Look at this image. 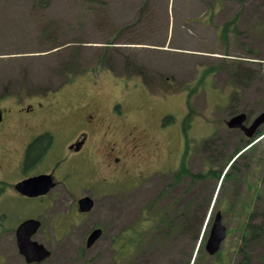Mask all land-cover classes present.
I'll list each match as a JSON object with an SVG mask.
<instances>
[{
	"label": "rangeland",
	"instance_id": "rangeland-1",
	"mask_svg": "<svg viewBox=\"0 0 264 264\" xmlns=\"http://www.w3.org/2000/svg\"><path fill=\"white\" fill-rule=\"evenodd\" d=\"M233 1L49 0L41 8L38 0H0V101L44 100L46 93L65 94L68 98L56 112L61 115L70 112L68 103L91 96L89 105L70 114L73 133L79 132L86 114L107 116L110 106L119 103L124 116L118 130L126 134L137 128L150 136L138 163L127 156L130 173L154 172L135 187L131 181L111 189L106 188L112 184L94 183L97 206L71 232V224L79 219L74 209L78 191L72 196L60 188L58 203L46 213L44 205L40 215L30 203L3 198L0 211L9 213H0V264H26L15 230L34 217L42 222L34 240L52 252L41 264H117V257L124 262L120 264H189L192 253L191 264H242L238 247L249 214L258 212L254 225L264 223V125L251 140L241 131L228 129L226 122L245 107L263 111L264 99L256 93L246 97L243 84L238 83V100H230L233 61L228 19L240 10L241 22L258 40L264 36V0ZM238 51L237 57L247 56ZM99 66L100 72L96 71ZM182 126L190 136L189 169L206 172L211 166L221 175L198 182L184 177L171 191L173 171L186 143ZM225 173L229 178L221 185ZM157 195L163 197L162 205L175 208L183 232L160 243L145 234L147 241L140 251L124 256L131 253L132 245L124 233L116 238L131 226L136 231L147 229L139 221ZM186 209L193 211L184 214ZM218 211L228 236L220 252L210 257L205 245ZM95 224L104 233L88 249L85 236ZM185 225L200 229L196 242L190 231L184 233ZM262 234L250 246V264H264ZM199 244L205 260L196 258Z\"/></svg>",
	"mask_w": 264,
	"mask_h": 264
},
{
	"label": "flooded vegetation",
	"instance_id": "flooded-vegetation-1",
	"mask_svg": "<svg viewBox=\"0 0 264 264\" xmlns=\"http://www.w3.org/2000/svg\"><path fill=\"white\" fill-rule=\"evenodd\" d=\"M240 7L242 8V5ZM239 13L240 10L234 12L228 19L229 58L233 61V66H231L233 82L230 85L233 94L230 95V100L232 99L233 102L238 100L239 88L236 87L238 83L243 84L246 97L249 94L250 98L252 94L256 93L260 95L261 99H264V36L258 40L255 39L251 34L252 30H249L244 22H241ZM262 28L263 34L264 24ZM237 38H240L241 41H238ZM238 49L247 56L244 58L237 57ZM237 60L244 63H237ZM67 98L65 94L49 96L46 93L44 100L40 98L33 101L9 102L7 99L0 101V205L5 197L15 198L25 204L30 203L34 211L40 215L52 210L54 203H58L60 188L65 194L72 196H77L72 193L78 191L79 196L74 209L77 211L79 219L77 223L71 224L69 230L71 232L72 227L78 226L84 218L90 215V212H80L77 204L79 199L90 196L95 207L97 206L96 197H93L94 186L92 185L94 183H99L100 187L112 184L113 187L106 188L111 189L117 188L118 183L131 181L130 183L135 187L142 180L147 182L150 176L154 175V172L144 173V170H137L134 174L130 173L126 165L127 156L137 159L138 161L135 162L138 163L146 140H149L150 136L145 130L137 128L126 134L121 133V129L118 130L124 116L119 103L110 106L107 116L86 114L78 127L79 132L73 133L70 114L74 110L83 109L89 105L92 97L88 96L85 101L81 102H70L68 103L71 106L70 112H63L61 115L56 114L61 102H65ZM254 109L248 110L245 107L236 110L230 117L245 113L247 115L246 123L250 126L255 118L264 113V110L258 112ZM190 119L187 118L186 120ZM185 128L181 127L185 138L182 134L181 137L186 143L181 149V159L177 168L185 164L186 169L189 170L188 174L198 176L203 172H193L188 166L187 158L189 155L186 148L187 138L190 136L189 133L185 132ZM41 142L43 145L39 148ZM205 145L203 144L202 147H207ZM205 149L202 151L204 152ZM211 149L213 148L211 147ZM140 167L141 164L138 165V168ZM169 168L167 167L165 172ZM208 168L219 173L211 166ZM41 176L49 177L53 183V187L47 194L30 196L17 189L19 183ZM185 177H188L187 173ZM80 190L90 193L89 195H81ZM44 205L46 207L42 213L40 210L43 209ZM0 213L8 214L9 212L1 210ZM98 228H101L104 233L102 227L93 225L90 232L85 236L86 244L90 234ZM122 232L119 236L122 235ZM11 233L8 237L11 236ZM84 252L83 249V254ZM26 264L28 263L26 262Z\"/></svg>",
	"mask_w": 264,
	"mask_h": 264
},
{
	"label": "trees",
	"instance_id": "trees-1",
	"mask_svg": "<svg viewBox=\"0 0 264 264\" xmlns=\"http://www.w3.org/2000/svg\"><path fill=\"white\" fill-rule=\"evenodd\" d=\"M38 1L40 3L41 8H44L47 5H49V0H38ZM101 70H102V67L99 66L96 71L100 72ZM87 71L88 70L85 69L82 71V73H85ZM42 145H43V142H41L38 147L41 148ZM240 151H242V150H240ZM229 160H231V158H228V161ZM226 163H228V162H226ZM207 169H206V172H203L198 176L192 175V179H194L198 182L200 180L205 181L207 179V177H209V176H216L218 178L220 177V175H221L220 173L215 172L214 170L210 171V168H207ZM229 169H230V166H229ZM188 172H189V170L186 169L185 164L174 170L175 177H174L173 185H172V187H170V188H172V189H170L171 191L174 188H176L175 187L176 184H179L180 182H182V179H183V177H185L186 173L188 176H191L190 174H188ZM228 178H229V174L227 175V173H226L223 177V180H225V179L227 180ZM222 184H223V181H222L221 185ZM167 194H169V192ZM162 200H163V197L161 195H157L154 199H152L149 202L148 206L145 208V213H144L145 218H144V220L139 221V223L147 224L146 230L136 231V230H133L134 227L131 226L130 228H127L125 231H123L124 238L129 241V244L132 245L131 253H126L124 256L130 257V255H132L133 253L135 254L138 251H140L142 245L146 243L147 239H152L155 242L160 243L164 239L170 240L172 238H176L177 237L176 235H180L183 232V228H181V223L177 224V222H181V221L176 220V214L177 213H176L175 208L168 207L167 205H164V204L162 205ZM216 203L217 204L220 203L219 197H217ZM155 209H157V210H156V212L153 213V211ZM191 211H193V210L192 209H186L184 211V214L190 215ZM257 213L258 212L253 211L251 214H249L248 219H247V221H246V223L242 229L240 246L238 247V252H241V254L243 255L242 264H250V254H249L250 246L256 245L259 242L261 236L263 235L262 233L264 231V223H262L258 226V225H254V222H253L254 220L256 221V219H258V216L256 215ZM185 226L186 227H185L184 233L188 234V231H190L191 232L190 233L191 238L193 240H195V242H196V240L198 239V236H199L200 229L199 228H192L191 226H187V225H185ZM145 234L147 235V239H145ZM117 238L120 239V236ZM196 255H197L196 258L197 259L200 258V260L201 259L205 260L207 258L204 255V251L201 250V245H200L199 249L197 250ZM80 256H82V257L84 256L83 250L81 251ZM126 257H124V258H126ZM192 257H193V253L190 255L188 262L191 263ZM196 258H195V261H196ZM116 263L120 264V263H124V262H120L119 257H117ZM193 264H195V262Z\"/></svg>",
	"mask_w": 264,
	"mask_h": 264
},
{
	"label": "water",
	"instance_id": "water-1",
	"mask_svg": "<svg viewBox=\"0 0 264 264\" xmlns=\"http://www.w3.org/2000/svg\"><path fill=\"white\" fill-rule=\"evenodd\" d=\"M247 115L245 113L232 116L226 125L229 129H239L248 138H254L257 131L264 125V113L254 119L253 123L247 125ZM53 187L51 179L46 176L33 178L17 185V189L30 196L45 195ZM81 212H90L94 207L93 200L87 196L78 202ZM41 222L35 219H28L20 224L16 231L17 245L20 254L25 257L28 263L42 262L51 257V252L42 244L33 241V236L39 231ZM102 230H94L87 241V246L92 247L101 237ZM227 238V227L223 224V215L217 213L210 230L209 238L205 245V250L209 256H215L221 249Z\"/></svg>",
	"mask_w": 264,
	"mask_h": 264
}]
</instances>
